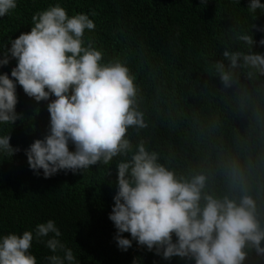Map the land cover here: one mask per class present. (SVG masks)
I'll return each mask as SVG.
<instances>
[{"label":"trees","instance_id":"trees-1","mask_svg":"<svg viewBox=\"0 0 264 264\" xmlns=\"http://www.w3.org/2000/svg\"><path fill=\"white\" fill-rule=\"evenodd\" d=\"M207 2L211 10L196 0H17L0 18V48L30 31L32 15L50 5L59 4L69 16L87 14L95 28L84 33L85 44L102 52V62L126 65L135 78L137 107L147 126L128 129L134 148L142 141L178 177L205 175L207 194L238 200L243 190L256 202L264 227V75L239 68L236 82L225 88L213 70L226 48L246 50L237 32L249 30L256 42L264 37L258 30L264 13H250L249 0ZM250 51L264 53V46L254 43ZM15 64L10 59L0 73L10 75ZM16 95L19 118L0 124V136L9 135L10 145L19 148L12 156L0 154V235L33 231L51 219L75 264H195L194 258L165 259L145 246L131 252L135 240L127 251L117 247L108 216L122 157L75 174H34L24 150L48 133V101L36 102L18 84ZM41 241L34 238L29 249L37 264H48L53 254L63 257ZM243 264H264V255L248 250Z\"/></svg>","mask_w":264,"mask_h":264},{"label":"clouds","instance_id":"clouds-1","mask_svg":"<svg viewBox=\"0 0 264 264\" xmlns=\"http://www.w3.org/2000/svg\"><path fill=\"white\" fill-rule=\"evenodd\" d=\"M196 2L205 10L213 4ZM16 7L17 0H0V18ZM247 9L252 14L264 13V3L249 0ZM31 25L30 31L10 39V46L0 48V67L10 59L16 61L10 75L0 73V124H13L19 118L17 84L36 102L48 101V133L24 150L34 174L41 170L44 178L58 171L75 174L97 163L108 165L120 156L108 216L120 250L127 251L135 240L138 245L131 252L145 246L165 259L188 257L195 264H243L252 249L264 255V227L251 196L243 190L238 200L207 194L205 175L178 177L142 141L134 148L126 135L128 129L147 126L137 107L135 78L126 65L102 62V52L90 42L85 44L84 33L95 28L87 14L69 16L55 4L34 13ZM258 30L264 32V28ZM235 39L246 50L226 48L224 59L213 64L225 88L236 82L239 68L249 69V76L253 71L264 75V53L250 51L254 43L264 46V37L256 42L247 30L237 32ZM9 140V135L0 136V154L12 156L19 151ZM60 236L51 219L33 231L0 235V264H37L29 249L34 238L41 241L43 237H48L41 242L52 253L63 251V257L48 256V264H75L72 250L61 243Z\"/></svg>","mask_w":264,"mask_h":264}]
</instances>
